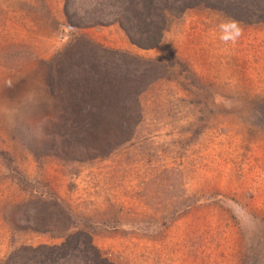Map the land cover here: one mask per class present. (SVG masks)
I'll list each match as a JSON object with an SVG mask.
<instances>
[{
	"label": "rangeland",
	"instance_id": "rangeland-1",
	"mask_svg": "<svg viewBox=\"0 0 264 264\" xmlns=\"http://www.w3.org/2000/svg\"><path fill=\"white\" fill-rule=\"evenodd\" d=\"M65 3L0 0V264H85L78 249H36L79 229L118 264L136 262L140 243L153 264H187L196 251L264 264V23L237 21L233 42L219 26L234 19L191 8L143 49L117 23L69 29ZM73 54L84 66L65 71ZM153 59L162 66L150 77L164 76L138 96L133 135L91 156L103 136L76 132L91 95L76 98L69 76L90 74V62ZM203 205L227 223L216 213L208 237L188 238L187 215Z\"/></svg>",
	"mask_w": 264,
	"mask_h": 264
},
{
	"label": "trees",
	"instance_id": "trees-1",
	"mask_svg": "<svg viewBox=\"0 0 264 264\" xmlns=\"http://www.w3.org/2000/svg\"><path fill=\"white\" fill-rule=\"evenodd\" d=\"M72 1L66 0L65 3V16L70 25L83 28L117 23L130 42L143 49L157 47L162 42L164 32L172 18L182 16L191 8L215 9L246 24L264 23V0H92L90 8L84 10L74 6ZM105 50L118 57L123 55L129 58L138 57L124 50L113 48ZM69 59L66 60L65 71L72 66L83 68V63L76 60L74 54ZM58 62L60 64L62 60ZM77 62L79 65H75ZM95 63L90 62L88 65L91 68L90 74L84 72L74 77L69 76L78 86L76 98L86 91L91 95L89 97L91 106L87 104L90 108L85 106L80 112L84 123L81 127H75V130L81 134L96 135L95 131L102 133L103 138L92 147L93 152L90 155L93 157L107 155L116 145L131 138L136 126L141 122L138 96L155 79L164 76L157 74L150 77L152 71L162 66L160 59L104 60V63ZM138 64H140L138 74L130 75L133 74L132 67H137ZM100 65L103 72L97 69ZM142 65L144 74L141 76L139 72H142ZM144 77L150 79L146 80ZM104 105H108L109 108H104ZM43 247L54 252L55 256L59 254V258L66 256L72 248L78 249L85 264H118L94 244L91 233L84 229L68 233L61 245H43L36 249Z\"/></svg>",
	"mask_w": 264,
	"mask_h": 264
},
{
	"label": "crops",
	"instance_id": "crops-1",
	"mask_svg": "<svg viewBox=\"0 0 264 264\" xmlns=\"http://www.w3.org/2000/svg\"><path fill=\"white\" fill-rule=\"evenodd\" d=\"M196 34L198 33V29H195ZM206 33V32H203ZM195 35V34H194ZM203 38H206L205 36ZM248 37H245L244 39H247ZM254 37H251V39ZM110 39H112V37H110ZM216 213H218L227 223L226 221V214L219 210L216 211L212 208L209 207H205V205L200 206L198 208H194L191 209L189 214L187 215V227L186 230L188 231V238H193L194 236H198L199 234H206V237H208V234L205 232L206 228L210 227V223H217L216 221L210 220L212 219L211 215H213V217H215V219L217 218ZM218 219V218H217ZM210 220V221H209ZM224 223V222H223ZM234 224L231 222L229 226H227L228 230L231 231V233L234 232ZM234 239H236L235 235L230 234V238H229V242L233 241ZM201 241H205V237L203 236V238H201ZM143 245V243L138 244V246L136 247V252L134 255H137V260L136 262H133V264H153L151 263V260H146V256H143V251H144V247L141 246ZM195 258V259H194ZM227 256V252H226V256H221L220 252L219 253H215V254H211L208 259L205 258V254H200V252L196 251L194 252V254H192L191 257H189V260L187 261V264H189L190 260H196L195 264H235V261L233 260V258H228ZM183 262V261H182Z\"/></svg>",
	"mask_w": 264,
	"mask_h": 264
},
{
	"label": "clouds",
	"instance_id": "clouds-1",
	"mask_svg": "<svg viewBox=\"0 0 264 264\" xmlns=\"http://www.w3.org/2000/svg\"><path fill=\"white\" fill-rule=\"evenodd\" d=\"M219 27L223 33L222 38H225L227 40H232L233 42H235V40L239 38L241 29H240L237 21L228 20V21L221 23V25ZM228 29H234V34L228 33L226 31Z\"/></svg>",
	"mask_w": 264,
	"mask_h": 264
},
{
	"label": "built area",
	"instance_id": "built-area-1",
	"mask_svg": "<svg viewBox=\"0 0 264 264\" xmlns=\"http://www.w3.org/2000/svg\"><path fill=\"white\" fill-rule=\"evenodd\" d=\"M69 29H72L73 28V26H71V25H69V26H67ZM68 30V29H67Z\"/></svg>",
	"mask_w": 264,
	"mask_h": 264
}]
</instances>
